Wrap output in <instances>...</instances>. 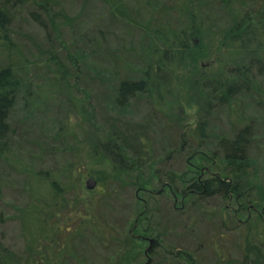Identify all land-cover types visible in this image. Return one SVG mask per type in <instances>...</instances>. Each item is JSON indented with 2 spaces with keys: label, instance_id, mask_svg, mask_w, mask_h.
Wrapping results in <instances>:
<instances>
[{
  "label": "rangeland",
  "instance_id": "rangeland-1",
  "mask_svg": "<svg viewBox=\"0 0 264 264\" xmlns=\"http://www.w3.org/2000/svg\"><path fill=\"white\" fill-rule=\"evenodd\" d=\"M222 1L11 4L13 46L0 50V68L12 66L23 90L0 161V264H113L117 248L130 247L128 257L138 259L156 241L187 250L197 264H239L246 239L264 250V51L254 45L250 55L230 35L247 16L264 47V0ZM240 69L248 91L226 104L214 100L212 81H238ZM145 78L146 92L121 107L120 84ZM248 126L250 167L233 177L221 141ZM107 140L125 147L131 171L111 168ZM184 170L182 191L219 176L237 182L240 195L229 202L172 195L164 175ZM173 205L185 213L171 212ZM167 249L165 258L176 260ZM143 254L126 264H148Z\"/></svg>",
  "mask_w": 264,
  "mask_h": 264
},
{
  "label": "trees",
  "instance_id": "trees-1",
  "mask_svg": "<svg viewBox=\"0 0 264 264\" xmlns=\"http://www.w3.org/2000/svg\"><path fill=\"white\" fill-rule=\"evenodd\" d=\"M15 0H2L0 4V50L5 52H10L12 50V44L10 40L9 28L12 24V15L9 11V7ZM225 5L229 6L232 0H223ZM113 10L117 12L116 14L120 17H123V6L119 3L115 4ZM11 8V7H10ZM120 9L123 13H121ZM177 10L174 12L175 15H178ZM171 17V16H170ZM235 19V17H233ZM253 18V17H252ZM250 20L249 17H243V19L238 22L234 21V24L230 28V35H232V39L238 40L239 45L245 48L246 50H250L252 52L254 49V45L258 48V50L264 51L263 43L258 40V38L253 35L254 32L251 31V27L246 25V22ZM253 30V29H252ZM252 32L246 36H242L238 34L244 32ZM180 40L179 47H183V41L180 36L177 37ZM175 38V39H176ZM166 40V39H164ZM262 43V44H261ZM258 52V51H257ZM168 52L165 53L167 55ZM255 53H253L254 55ZM255 58H252L254 60ZM78 62V61H77ZM242 69L237 71V76H239L238 81H230V82H223L221 80H213L212 81V91L214 94V100H217L221 104L229 103L233 97L241 92V88H244L248 91L249 82L245 80V75L248 74L247 72H242ZM148 79L145 80H125L120 84L119 88V101L121 102L119 105L124 107L125 103L133 98L138 93L146 92L148 88ZM241 81V82H239ZM247 84V85H246ZM22 81L19 75L16 73L15 69L12 66H5L0 68V161H2L7 154L9 153L10 147V135H11V125L10 119L13 109L16 107L20 94L22 93ZM208 105V104H207ZM179 125V123H178ZM178 127V126H177ZM118 130V129H117ZM114 132V131H113ZM202 132V131H201ZM184 137V135H182ZM116 136H112L114 142H117L114 138ZM179 138V145L176 146L175 152L182 156L185 154L187 149L183 138L179 135L176 139ZM253 138V131L251 127H246L241 130L237 136L233 140L224 139L221 141V147L224 148L225 152V160L228 164V170L233 168L232 176L238 177V175L245 174L249 166V160L246 158L247 147L250 145V142ZM114 142H110L109 140L106 141V144L103 145V150L106 152L108 156H105L109 162L111 163V168H115L116 170H130L128 169V163L126 161L127 153L125 151V147H119L118 144ZM127 149V148H126ZM144 144H141L138 148L139 151V158L141 157L142 153L144 152ZM128 150V149H127ZM157 160L155 155L153 159H151L150 164H156ZM131 171V170H130ZM186 170L167 174L164 175V179L162 180V185H165L166 189L173 195L182 191V187L179 188V184L182 185L184 183V177L186 175ZM235 175V176H234ZM241 176V177H242ZM183 192V196L185 193L190 194L193 197L197 198H211L214 196H220L221 199L226 200L227 202L231 201V199L235 198L239 194L241 187H239L237 182L232 183L230 179L226 178H210L207 180H198L193 181L189 185L186 184ZM183 186V185H182ZM228 204V203H227ZM226 206V205H225ZM227 207V206H226ZM185 209H179L174 207L171 209L173 213H185ZM155 232V229H154ZM98 236V235H97ZM99 237V236H98ZM130 237V236H128ZM100 238V237H99ZM133 245V244H132ZM172 247V246H171ZM117 248L114 252L112 251L110 257L113 258V264L120 260V264H126L127 259H132L131 261L136 263L139 262L140 257L143 253H140L136 257L138 259H133L128 257V250L131 248H125L123 251L118 250ZM164 245H160L159 243L154 242L153 246L149 249V254L145 255L146 260L149 261L148 264H195V257L188 252L185 251H178L176 252L175 249L172 247L171 250H168L169 255L176 257V260L172 262L168 261L165 256H167L164 252ZM124 252L125 255H124ZM243 257L240 260L239 264H262L264 261V250L261 248V245H257L253 243L251 240L246 239L243 245ZM172 253V254H170ZM123 257V258H121ZM150 258V260H149ZM145 259V258H144ZM111 260V259H110ZM167 260V262L165 261ZM169 262V263H168ZM228 264V262H225ZM197 264V263H196Z\"/></svg>",
  "mask_w": 264,
  "mask_h": 264
},
{
  "label": "water",
  "instance_id": "water-1",
  "mask_svg": "<svg viewBox=\"0 0 264 264\" xmlns=\"http://www.w3.org/2000/svg\"><path fill=\"white\" fill-rule=\"evenodd\" d=\"M97 187V181L93 178H90L86 181V189L88 191H92Z\"/></svg>",
  "mask_w": 264,
  "mask_h": 264
},
{
  "label": "flooded vegetation",
  "instance_id": "flooded-vegetation-1",
  "mask_svg": "<svg viewBox=\"0 0 264 264\" xmlns=\"http://www.w3.org/2000/svg\"><path fill=\"white\" fill-rule=\"evenodd\" d=\"M216 177L220 178L219 176H214V177H212V178H216Z\"/></svg>",
  "mask_w": 264,
  "mask_h": 264
}]
</instances>
